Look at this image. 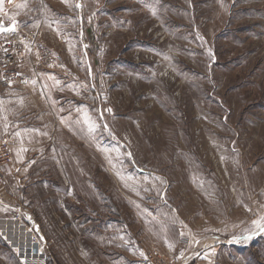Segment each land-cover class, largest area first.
Returning <instances> with one entry per match:
<instances>
[{"label":"rangeland","instance_id":"1","mask_svg":"<svg viewBox=\"0 0 264 264\" xmlns=\"http://www.w3.org/2000/svg\"><path fill=\"white\" fill-rule=\"evenodd\" d=\"M0 22L24 46L0 264H264V0H3Z\"/></svg>","mask_w":264,"mask_h":264},{"label":"built area","instance_id":"2","mask_svg":"<svg viewBox=\"0 0 264 264\" xmlns=\"http://www.w3.org/2000/svg\"><path fill=\"white\" fill-rule=\"evenodd\" d=\"M20 0H10L11 3H16ZM24 55V46L21 41L16 39L14 35L0 34V67L2 69L10 70L14 68ZM14 73H11L10 77ZM4 79V78H3ZM24 83L23 78H18ZM12 160L11 146L9 142L0 138V178L3 176V170L10 165ZM29 214L18 212L12 216V221L15 223L23 222L26 227L27 223L33 226ZM22 226V227H23ZM18 243V241H16ZM18 245V244H17Z\"/></svg>","mask_w":264,"mask_h":264},{"label":"crops","instance_id":"3","mask_svg":"<svg viewBox=\"0 0 264 264\" xmlns=\"http://www.w3.org/2000/svg\"><path fill=\"white\" fill-rule=\"evenodd\" d=\"M0 25H2V23L0 22ZM10 26H6V27H0V34L1 35H7V34H15V32H14V30H12L11 28H9ZM17 77L18 78H22V77H24V76H22V74L21 75H17ZM0 95H2L3 96V92L0 90ZM9 109V107L8 106H3L2 107V110H8ZM2 182H1V180H0V216L3 214V213H5V211H4V208H3V206L1 205L2 204V202H1V200L2 199H4V198H7V197H5L4 195H3V190H2V184H1ZM2 198V199H1Z\"/></svg>","mask_w":264,"mask_h":264},{"label":"snow or ice","instance_id":"4","mask_svg":"<svg viewBox=\"0 0 264 264\" xmlns=\"http://www.w3.org/2000/svg\"><path fill=\"white\" fill-rule=\"evenodd\" d=\"M3 0H0V5H2Z\"/></svg>","mask_w":264,"mask_h":264}]
</instances>
